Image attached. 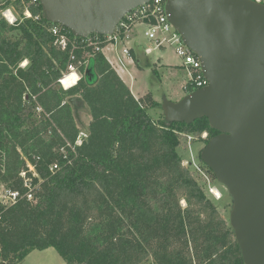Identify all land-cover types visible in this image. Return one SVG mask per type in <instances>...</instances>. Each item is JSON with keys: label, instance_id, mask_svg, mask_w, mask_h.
<instances>
[{"label": "trees", "instance_id": "obj_1", "mask_svg": "<svg viewBox=\"0 0 264 264\" xmlns=\"http://www.w3.org/2000/svg\"><path fill=\"white\" fill-rule=\"evenodd\" d=\"M14 4L11 24L2 12ZM53 24L40 1L0 0V191L18 192L0 199V264L50 247L67 264H245L230 221L179 150L183 134L207 132V143L219 131L207 117L154 116L162 102L136 98L91 47L75 51L79 83L62 88L71 48L54 43ZM194 90L189 83L186 94ZM78 96L91 115L82 143Z\"/></svg>", "mask_w": 264, "mask_h": 264}, {"label": "water", "instance_id": "obj_2", "mask_svg": "<svg viewBox=\"0 0 264 264\" xmlns=\"http://www.w3.org/2000/svg\"><path fill=\"white\" fill-rule=\"evenodd\" d=\"M148 1L40 0L49 21L80 37L114 33ZM167 13L209 84L178 101L164 96V115L187 123L207 117L219 131L201 158L232 197L230 224L245 264H264V3L167 0ZM86 75L96 82L92 60Z\"/></svg>", "mask_w": 264, "mask_h": 264}, {"label": "rangeland", "instance_id": "obj_3", "mask_svg": "<svg viewBox=\"0 0 264 264\" xmlns=\"http://www.w3.org/2000/svg\"><path fill=\"white\" fill-rule=\"evenodd\" d=\"M14 5L2 12L7 21L5 13L9 9L16 18L20 17V7L18 4ZM26 11L27 9L24 10L23 16L28 18L25 15ZM145 29L146 26L144 24L138 23L131 33V39L126 43L118 42L116 45H109L115 49L112 53L107 51H112V49H104V52L111 56L113 53H116V50L122 52L124 45L132 47V55L124 58L123 63L127 71L125 79L132 83L134 90L141 94L145 92H147L146 94L152 93L158 97L160 102H162L164 96L178 101L185 96L186 90H184L183 86L188 80V74L182 66V60L177 56L172 47L156 49L151 54H146L145 48L153 46V44L145 37ZM154 69L157 71V74L154 72ZM79 97L74 98L73 109L77 124L80 127V137L83 139L88 136L91 115L88 107L81 102ZM151 112L154 113V116H162L164 114L162 108H158V114L154 110ZM202 135L203 133L201 135L183 134L179 150L184 164L194 172L196 178L215 200L224 218L230 221L233 200L224 184L213 176L201 159V151L206 145ZM22 264L67 263L55 248L50 247L44 250H31Z\"/></svg>", "mask_w": 264, "mask_h": 264}, {"label": "built area", "instance_id": "obj_4", "mask_svg": "<svg viewBox=\"0 0 264 264\" xmlns=\"http://www.w3.org/2000/svg\"><path fill=\"white\" fill-rule=\"evenodd\" d=\"M40 0H30L32 3H37ZM257 3H264V0H252ZM11 24H14L18 18L11 13ZM28 18H33L29 9L25 12ZM138 23H142L146 26L144 31L145 37L150 40L153 46L145 48L146 54H151L154 50L160 48L172 47L179 58L182 60V66L185 68L188 74V80L184 86V90L189 83L196 86V89L205 87L209 84V80L206 78L202 62L194 51H192L184 42L181 34L172 24L167 13V0H150L147 3L138 6L124 16V18L116 26L114 33L112 34H97L93 33L88 36H84L81 39L78 36H71L65 29L58 24L48 25L47 30L54 36V43L61 49L67 50L71 48L70 61L67 65L66 71L58 79L59 85L64 88L62 80L73 71L82 78V73L79 70V65L83 63L82 60H78L75 51L78 49L93 48L95 51H102L109 45H116L118 42L126 43L131 39V33ZM80 37V36H79ZM132 48L125 46L122 49V53L126 57L132 55ZM28 60L21 63L22 67L28 65ZM79 81L74 85L76 86ZM74 86H69L67 89ZM65 89V88H64ZM66 89V90H67ZM203 138L208 137V133L204 132ZM78 143H82L80 137ZM25 175V173H23ZM18 197V192L0 191V199H4L6 202L15 201Z\"/></svg>", "mask_w": 264, "mask_h": 264}, {"label": "crops", "instance_id": "obj_5", "mask_svg": "<svg viewBox=\"0 0 264 264\" xmlns=\"http://www.w3.org/2000/svg\"><path fill=\"white\" fill-rule=\"evenodd\" d=\"M132 48V47H131ZM104 49H112V51L111 50H107V51H109V52H113L115 49L113 48V47H110V46H108V47H105ZM104 49H103V53H104V55L106 56V58L110 61V63L113 65V67L116 69V71L118 72V74L121 76V78L125 81V83L130 87V89H131V91L133 92V94L135 95V97L136 98H141V97H143L147 92H145V93H143V94H141V93H137L135 90H134V88H133V85H132V83H130L129 81H127L126 79H125V76H126V74H127V71H126V67L124 66V61H123V59L124 58H127L126 56H124L123 55V53L122 52H120V51H118V50H116V53L114 54H112L111 56L110 55H107L105 52H104ZM133 50V49H132ZM118 51V52H117ZM127 60V59H126ZM156 69V68H155ZM186 83V82H185ZM184 86H185V84H184ZM184 86H183V88H184ZM184 95V94H183ZM185 95H186V93H185ZM154 96V95H153ZM154 98L157 100V101H159L158 100V97H156V96H154Z\"/></svg>", "mask_w": 264, "mask_h": 264}, {"label": "clouds", "instance_id": "obj_6", "mask_svg": "<svg viewBox=\"0 0 264 264\" xmlns=\"http://www.w3.org/2000/svg\"><path fill=\"white\" fill-rule=\"evenodd\" d=\"M5 15L8 17L9 21L11 22V15L9 13H5ZM80 77L77 75L75 71H73L71 74L67 75L66 78L62 80V84L65 89H67L69 86H74L78 81Z\"/></svg>", "mask_w": 264, "mask_h": 264}, {"label": "bare ground", "instance_id": "obj_7", "mask_svg": "<svg viewBox=\"0 0 264 264\" xmlns=\"http://www.w3.org/2000/svg\"><path fill=\"white\" fill-rule=\"evenodd\" d=\"M217 193H218V191H217Z\"/></svg>", "mask_w": 264, "mask_h": 264}]
</instances>
